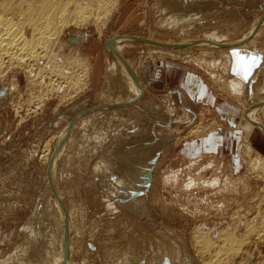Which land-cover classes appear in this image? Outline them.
<instances>
[{
	"label": "rangeland",
	"instance_id": "374dc122",
	"mask_svg": "<svg viewBox=\"0 0 264 264\" xmlns=\"http://www.w3.org/2000/svg\"><path fill=\"white\" fill-rule=\"evenodd\" d=\"M42 1L12 0L6 8L3 3L0 15L22 28L27 39L36 40L19 10L37 9ZM102 1L110 9L108 20L71 24L48 38L49 49L30 55L24 69H10L8 63L2 67L0 264H216L208 259L217 248L200 252L196 236L233 230L241 238L245 226L263 227L264 173L253 170L250 161L260 156L264 161V156L236 123L238 132H244L236 151L231 147L186 157V143L230 129L229 123L210 106L179 103L175 87L166 82L147 89L139 80L133 103L120 105L130 93L120 67L113 74L108 69L116 57L107 42L122 41L118 49L123 63L135 72L146 63L154 69L157 62H167L202 75L213 94L230 99L224 85L236 82L228 79L220 57L232 47L219 48L226 42L215 40L222 41V35L236 40L253 24L258 26L238 46L262 58L258 85L264 79V23L259 24L264 0ZM237 91L239 98L242 87ZM263 96L236 105L250 116L256 106L263 108ZM258 116L255 127L261 130L264 111ZM248 149L251 154L246 155ZM230 155L237 157L236 164ZM156 156L143 196L118 202L127 198L120 190L138 189L143 167ZM211 179L217 183L214 189ZM224 179L230 182L228 193ZM68 228L72 247L66 260ZM164 249L174 250L177 259L168 258ZM237 250L228 256L231 264H258L264 259V233L249 234Z\"/></svg>",
	"mask_w": 264,
	"mask_h": 264
},
{
	"label": "bare ground",
	"instance_id": "6f19581e",
	"mask_svg": "<svg viewBox=\"0 0 264 264\" xmlns=\"http://www.w3.org/2000/svg\"><path fill=\"white\" fill-rule=\"evenodd\" d=\"M105 1H108V3H110L109 0H105ZM3 3L5 5L4 8H6V6L11 5L13 2H12V0L11 1L8 0L7 2H2V4ZM106 3L107 2H103L102 0H43L42 2L38 3V6L36 7L37 9H35V8L33 9L32 8V9H29L27 11L25 10L26 12H24V10H22V9L19 10L20 11L19 12L20 16H24V19L32 27V31H33L32 32V36H35V37L37 36L36 40L27 39L24 36L23 32H22L23 31L22 28L20 29L17 24H14L12 21L10 22V21L6 20L2 15H0V76L3 75L2 74L3 73V68L2 67H4L3 66L4 63H8V65H7L8 67H10V66L11 67L13 66V67H16V68L23 67L26 64V62L30 61V55L34 57L37 51H39L41 49L43 51L46 50V48L49 47L48 46V38H50V37L54 38L53 36L60 35V33L62 32V29H64L65 27H67V26H69L71 24L75 25V26H79V27L80 26H84V25H86L87 22H89L90 19H93L95 23L101 22V20L103 22L105 20H108V17H110V9L108 10L109 6ZM27 5H28V3H27ZM94 13H95V16H94ZM98 13H100V14L103 13L101 15L102 16L101 18H100V16L98 17ZM260 23H264V20L262 19L259 22V24ZM255 27H258V26L253 24L252 27L248 28L246 30V32L244 34H242V36L239 39H236V40H229L227 35H222V37H223L222 41H220L216 37L210 39L209 41L213 42L215 40V38H216L215 41L218 42V43L219 42H226L225 44H220L219 48H220V46L221 47H232V48L238 47V46H240L241 44H243L246 41L247 37L250 34L253 33ZM26 36H27V34H26ZM120 43H122V41H119V40L110 42V49L113 50L115 53H117V55L121 59L114 55L116 57L115 58L116 61L108 69L113 74L117 70V68L120 67L122 75H123V80L126 83V86H127L128 90H129L130 95H129L128 99H126L124 101H121V102L119 101V102H120V105H128L129 106V105H131V103H133V100L136 99V96L138 95L139 90H138L137 82H136L135 76H134L135 70L133 68L132 69H128L127 67H124L122 65L123 59H122L121 54H120V51H121L122 48L118 49V47L120 45H122ZM202 45L213 46L215 44H212V43L211 44L210 43L204 44L203 43ZM143 46L152 47L151 44H149V43H147V44L145 43V44H143ZM168 46H171V45H168ZM174 47H176V46L174 45ZM215 47H217V46H215ZM52 48H53V46H52ZM161 49H169V48L162 47ZM47 54L48 53H46V55ZM39 55L40 54H37V56H39ZM27 56H29L28 57L29 60H28ZM50 56H51V54H50ZM33 57H31V58L33 59ZM47 57H49V55L46 56V58ZM41 58H42V56H41ZM38 59H39V57H38ZM68 59H70V58H68ZM49 60H50V58H49ZM29 65L32 66V64H29ZM11 67H10V69H12ZM20 69L22 70V68H20ZM23 69H24V67H23ZM26 69H27V67H26ZM5 70H7V69H5ZM27 70H29V69H27ZM63 71H64V69H63ZM63 71H61V72H63ZM49 72H51V71H49ZM64 74L61 73V75H64ZM2 77L4 78V76H1L0 78H2ZM213 79L218 80L219 83H220V80L217 79L215 76L213 77ZM76 84H78V83H76ZM235 84L234 85H231L229 83L225 84L224 85V89L230 95H233L234 97H238L239 96L238 95L239 92L237 91V89H238L239 86H238V84L237 85H235ZM258 92H259L260 95H264V79L262 80V82L258 86ZM261 103L262 102H260L259 105H261ZM262 106H264V105L262 104L261 107ZM256 107H260V106H256ZM256 107L252 109V112H251L252 115L251 116L248 115V117H250V119L248 118V120L251 123L255 122V123L259 124L260 121L258 119V117H259L258 113H260L261 110L264 109V107L261 108L260 110L257 109ZM66 131H63L62 133L60 132L61 133L60 142L62 144L66 140V133H65ZM62 148L63 147H61L59 151H61ZM250 151L251 150L248 149L247 152H246V155L251 154ZM256 157H259V156H256ZM260 157L258 159H256L254 157L250 161L251 162V168H253V170H255L257 172L264 173V161L262 159H260ZM59 158H60V154L57 156V159L54 161L53 166H52L53 168H54V166L56 164V161ZM148 162H147V166L143 167L144 171H143L142 176L140 177V181L138 183H136L137 187L141 183L142 177L149 170L150 165L148 164ZM115 179L116 178L114 177L111 181L114 182ZM227 180L228 179H224L225 186H224L223 190H225L228 193V192L231 191V189L229 188L231 186H230V182L227 181ZM116 182L118 183V181H116ZM209 182L211 183L209 187H211L212 189L217 186L216 185L217 183L214 180L209 181ZM119 185H121V184H119ZM201 185H204V182H202ZM191 186L192 185L187 186V187H191ZM108 189H109V187L107 188V192L110 193L111 191H109ZM141 191L142 190L139 187H138L137 190H130V189L120 190V192L123 193L125 195V197H127V198L122 199V200H127V199L130 198L132 193L141 192ZM111 194L114 196L113 192H111ZM137 198H139V197H137ZM134 199H136V198H134ZM134 199H132V200H134ZM128 201H131V200H128ZM128 201H126V202H128ZM126 202H124V203H126ZM124 203H122V204H124ZM108 207H110V206H108ZM219 208L221 210L222 205ZM46 209H49L48 211H50V208H46ZM62 218L65 219V216H62ZM234 218L236 219V216ZM68 229H69V232L65 235V243H66L65 244V246H66L65 247V251H66V255H67L66 256V258H67L66 260H68V256H69L68 254H70V250H71V247H72L71 246L72 241H71V238H70L71 229L70 228H68ZM245 229H246L245 230V235L243 237H241V238H238L237 236H235L232 233L233 230H232V232H230L228 234L225 233V234L221 235L219 233V235H217L216 237H213L211 232L208 230L209 232H207L205 234L202 233L201 235L196 236V241H197V243L199 245V251L202 252V253H207L211 248H213V247L215 248L216 247L217 249L215 248L216 250L213 253V255H210V257L208 256L209 257L208 260L213 258V260H214L213 262L216 263V264H231L230 261L232 260L231 259L232 256L230 258L228 256L231 255V254L234 255L235 253H237L240 250V249L237 250V247L242 245V243L246 242V238H248L249 234H254L255 233V235H257V234H263L264 233V225L260 229H258V227L256 229L255 227L247 225V226H245ZM219 241L223 242V244L220 245V246L216 245V243H219ZM220 252H223V254L217 256ZM164 253L166 254V256H168V258L170 257L171 260H176L177 259L176 258L177 253L174 250H172L171 252H167L164 249ZM167 261L169 262V260H167ZM65 264H66V262H65ZM67 264H69V263H67ZM169 264H170V262H169ZM258 264H260V262Z\"/></svg>",
	"mask_w": 264,
	"mask_h": 264
},
{
	"label": "crops",
	"instance_id": "0c3cea01",
	"mask_svg": "<svg viewBox=\"0 0 264 264\" xmlns=\"http://www.w3.org/2000/svg\"><path fill=\"white\" fill-rule=\"evenodd\" d=\"M247 50L245 47L229 48L225 50L224 55L220 57V60L225 59V71H227L228 79H233L238 86L242 87L241 97L239 98L227 94V96L233 100L218 97L213 94L202 75L191 72L183 67H174L167 62L165 64L164 62H157L154 69L150 63H146L138 72H134L135 80H140L147 89L163 87L166 82V85L175 87L174 93L178 95L179 103L183 104V102H185L184 100H187L189 104L191 103L192 105L210 106L217 113L221 121L229 123L230 129L216 131L202 139H198L192 143H186L182 150V153H184L186 157L195 156L200 152L225 151L226 148L231 147L235 148L236 151L239 145V136L241 137L242 133L244 134L242 131L238 132V125L236 123L240 124L241 130H244L246 134L248 133L252 147L256 148L257 151L264 156V132L262 130L264 128H261V130L257 129L255 127L257 124L255 122L251 123L248 120L250 117H248L247 114L250 113V111H247L245 114V109L243 108V110H241L236 105L239 101L241 102L242 99L250 97L251 89V100L254 99V96L259 95L258 86L262 82L255 85L263 60L258 55H254L257 54L256 52L254 53L252 51V53L248 55ZM213 60L216 62L219 61L215 58ZM200 63L201 62H199V64ZM122 65L126 67L124 63H122ZM127 68L132 69V67ZM219 68L221 69V67ZM217 74L220 76V73L217 72ZM137 86L140 87L138 83ZM260 99H262V97ZM262 110L264 111V109ZM234 155H230V160H233L236 164L237 157ZM217 179L220 180L219 178Z\"/></svg>",
	"mask_w": 264,
	"mask_h": 264
},
{
	"label": "water",
	"instance_id": "95a60500",
	"mask_svg": "<svg viewBox=\"0 0 264 264\" xmlns=\"http://www.w3.org/2000/svg\"><path fill=\"white\" fill-rule=\"evenodd\" d=\"M133 40H136V38H133ZM138 40V39H137ZM140 40V39H139ZM142 40H140V42H141ZM107 47H108V49L111 51V53H113L116 57H119L118 55H117V53H115L113 50H111L110 49V42H107ZM120 58V57H119ZM121 59V58H120ZM136 82L138 83V81H137V79H136ZM1 94V93H0ZM2 95V94H1ZM122 106H126V105H122ZM112 107V106H111ZM113 108V107H112ZM102 109H108V107H102ZM57 148H58V146H57ZM57 148H56V150H57ZM157 156L156 157H154V158H152L151 160H149V162H148V164L150 165V167H149V170L147 171V173L142 177V181H141V183L138 185V187L142 190L143 188H145V189H147L149 186H150V184H151V180H152V170H153V168H154V166L156 165V161H157ZM112 179H113V177H112ZM143 190L141 191V192H135V193H132L131 194V196H130V198L129 199H127V200H122V199H120V200H118L120 203H124V202H126V201H128V200H132V199H134V198H137V197H141V196H143ZM166 264H169V262L167 261L166 262Z\"/></svg>",
	"mask_w": 264,
	"mask_h": 264
},
{
	"label": "built area",
	"instance_id": "2783aa9c",
	"mask_svg": "<svg viewBox=\"0 0 264 264\" xmlns=\"http://www.w3.org/2000/svg\"><path fill=\"white\" fill-rule=\"evenodd\" d=\"M260 264H264V259L260 261Z\"/></svg>",
	"mask_w": 264,
	"mask_h": 264
}]
</instances>
